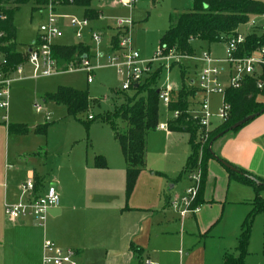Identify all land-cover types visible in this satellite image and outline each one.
<instances>
[{"label":"rangeland","instance_id":"1","mask_svg":"<svg viewBox=\"0 0 264 264\" xmlns=\"http://www.w3.org/2000/svg\"><path fill=\"white\" fill-rule=\"evenodd\" d=\"M90 5L100 11L99 17L94 20L88 19L92 31L100 34L98 42L91 38L88 31H84L81 37H76L65 18L59 19L61 35L52 39V42L62 45L80 42L87 45L90 51L85 57L93 69L89 72L82 66L67 69L64 65H58L67 70L46 77L14 81L9 121L24 123L27 132L18 133L11 130L6 134L3 125L0 124V164L5 163L9 176L11 171L20 166H23V170L28 166L35 167L43 176L42 181L46 189L51 182L56 184L59 202L61 188H65L66 191L72 186L80 191L82 197L88 195V191L94 185L109 184L111 190H115L117 186L121 188L122 185L125 190L124 181L122 182L124 173L118 176L116 168L118 161L119 168H123V159L113 136V128H123V121L115 118L109 123L99 117L106 111H112L114 105L119 103L114 99L112 91L120 88L124 79L113 67L107 66L109 56L120 55L118 44L117 47L111 46L108 50L111 38L117 35L120 41L124 34L127 39L126 50L136 51L140 60L151 61L159 48L161 35L170 24V18L192 7L190 0L155 2L134 0L129 7L118 4L115 0H91ZM50 12L82 17L81 8L73 5H56L55 11L45 6L35 11L32 10L30 3L21 4L12 14L15 27L14 42L18 51L24 53L27 50V46L37 37L39 25L46 23ZM118 20L128 21L130 24L118 27ZM250 20L254 21V26L250 22L242 24L238 27V32L247 35L253 28L264 25L263 15L252 16ZM190 46L191 53L188 57L181 58L178 62L173 58L158 59L151 63V70L161 68L156 80L158 88L168 87L177 91L176 89L184 84L188 89L195 90L194 98L199 101L202 95L199 91L198 73L203 66L200 59L206 52H210L213 57H222L225 43L222 41L208 43L194 38L190 41ZM80 62L81 59L74 61L71 66H78ZM31 68L30 64H25L24 75H29ZM181 71L184 73L183 83ZM89 76L91 81L87 82ZM59 86L87 91L91 99L89 110L76 116L69 115L63 104L54 102L50 97ZM125 92L132 94V90ZM171 93L172 90L169 92L170 97ZM44 97L49 98V101H43ZM34 99L43 105L42 112H37L33 108ZM220 99L219 94L210 96L213 106L217 105ZM89 115L95 118L91 120L88 118ZM171 117L172 113L167 109V105L159 100L158 125H166ZM214 121H217L216 117ZM43 125L44 131L37 130L36 127ZM158 125L148 133L146 166L137 177V186L139 189L145 187L152 191V188L158 189L161 184L164 193L169 197L167 211L177 217L180 208L173 202L179 204L181 198L186 195L187 188L193 184L192 175L200 170L199 163L196 170L181 173L190 153L188 133L181 131L167 133L166 129H158ZM224 136L216 139L211 148L214 149L218 143L216 141H220ZM203 143L199 145V155ZM39 149L45 152L37 155ZM170 186L174 187L168 189ZM260 194L264 197V188ZM202 199L208 203L201 204L194 213L192 211L188 213L184 225L187 240L178 244L174 256L177 259L181 257V264H224L223 250L231 251L237 244L236 236L240 223L251 209L253 188L236 180L222 163L211 157L206 165ZM49 219L52 217L47 216L44 227L48 240L53 233L48 223ZM11 228L12 223L0 208L2 254L13 251L18 246L12 241L10 232L8 234L7 230ZM7 263L11 264L9 261ZM138 264H147L146 257H142ZM244 264H264V212L256 214L253 218Z\"/></svg>","mask_w":264,"mask_h":264},{"label":"trees","instance_id":"2","mask_svg":"<svg viewBox=\"0 0 264 264\" xmlns=\"http://www.w3.org/2000/svg\"><path fill=\"white\" fill-rule=\"evenodd\" d=\"M91 0H0V15H5V19H0V30L4 36L0 46L11 64H17L25 61V54L15 51V27L12 22V14L21 4L30 3L32 10H41L50 5L55 10L56 5H73L82 9L83 17L94 20L99 17V11L92 8ZM155 2L157 0H151ZM192 7L190 10L180 13L170 18V24L159 39V48L163 54L174 51L179 55H189L191 53L190 41L194 38L206 41L208 43L224 42L226 38L233 35L238 27L250 21L252 16H264V2L259 0H190ZM113 48L117 47L118 36L111 38L110 42ZM264 44V25L253 28L245 37L244 43L240 49L249 53L253 49ZM89 47L83 43L74 45H62L54 43L51 46V53L57 65H64L67 68L74 61H79L87 56ZM176 62H174L175 64ZM173 65V64H172ZM160 67L152 70L142 81L131 84L128 90H132L129 95L125 91L117 88L113 90L114 99L119 101L114 105L112 111H106L99 117L109 123L115 118L123 121V128H113L114 139L119 145L120 151L125 162V198L127 199L134 187L139 173L145 168L146 136L158 125V105L159 88L156 80L160 73ZM184 73L181 71L183 83ZM264 79V70L261 77ZM257 77H247L239 88H226L224 99L229 104L226 118L214 126L207 139L203 143L201 155L198 153L199 128L196 121L186 112L194 103L195 90L182 86L171 93L167 109L178 111L176 117H171L166 128L169 131H181L188 133V144L190 153L187 156L185 166L181 173H188L196 170L199 163L200 181L197 195L192 202L191 207H195L198 202L202 203L201 194L204 189V180L206 177V165L209 158H213L208 150L210 142H214V137L241 118L260 112L264 107V101H259L257 96L264 95V85L257 87ZM136 84V86H134ZM51 99L63 104L69 115L76 116L89 110L91 102L87 91L77 90L68 86H59L50 96ZM261 114V113H260ZM91 120L95 117L91 115ZM244 125V124H243ZM242 126V125H241ZM239 126V127H241ZM238 127V128H239ZM44 125L37 130L44 131ZM236 128V129H238ZM10 129L25 131V127L20 125L11 126ZM234 129V130H236ZM232 130V131H234ZM104 165V164H101ZM236 170L233 171L226 167L229 174L239 182L252 186L254 190V199L252 208L243 219L240 232L237 237V245L232 251H226L222 256L224 264H244L247 255V246L253 218L256 214L264 212V198L260 195L264 188V178L257 177L235 165H231ZM35 191H38L37 182Z\"/></svg>","mask_w":264,"mask_h":264},{"label":"crops","instance_id":"3","mask_svg":"<svg viewBox=\"0 0 264 264\" xmlns=\"http://www.w3.org/2000/svg\"><path fill=\"white\" fill-rule=\"evenodd\" d=\"M90 28L92 29L91 26ZM110 42L108 49L111 48ZM28 78L31 77L24 75L21 81ZM12 94L11 86V96ZM257 97H259L257 98L259 101H264V95ZM220 100L215 106L210 100L213 112L217 111ZM43 101L48 102L49 98L44 97ZM193 101L195 103L196 98ZM9 109L7 122L3 120L5 113L0 110V122L2 120L0 124L3 125L5 133L7 134L12 130L10 129L11 126L16 125L25 127L26 130L22 132L13 129L12 131L27 132L24 123H11L9 121L11 113ZM220 122L218 119L214 121L213 118L210 129ZM159 125L158 129H166L167 133L170 132L166 125L165 128H159ZM36 128L38 129V127ZM222 138L220 141H216L218 143L214 149L211 148L219 159L257 177L264 178V112ZM114 142H116L115 139ZM214 142L211 147H213ZM44 152L39 149L36 154L41 155ZM120 154L122 156L121 151ZM122 159L123 168H119V161L116 168L118 169V176L124 173L122 182L124 181L125 188L123 156ZM144 170L145 168L139 174ZM29 177L37 182V194H43L46 189L42 181L43 176L35 167L28 166L23 170V166H20L11 171L9 176V172L5 169V163L0 164V208L3 209L4 199L11 202L17 201L19 185ZM49 185L56 186L54 182ZM110 186L109 184L106 186L94 185L88 191V195L83 197L74 186L68 187L66 191L65 188H61L60 204L58 203L57 206L59 212L53 216L48 214L52 217L48 223L53 230L50 241L64 247V249H73L76 252L78 264H138L144 256L147 262L151 264H181V257L177 259L174 255L178 244L180 245L187 240L184 225L190 212L184 216L178 212L179 215L175 217L172 212L167 211L169 197L164 193L161 184L158 189L152 188V191L145 187L139 189L136 179L132 192L127 199L122 185L121 188L117 186L115 190H111ZM173 187L170 186L168 189ZM252 201L250 202L251 208ZM204 203H208V201L202 199V203L195 206L196 208L193 207L195 209L192 210V213ZM9 221L12 223V228L7 230L8 234L10 232L12 241L18 246L13 251L0 253V264H8V261L11 264H41L42 241L47 239L45 229L31 217H19ZM226 251L230 250L224 249L223 254Z\"/></svg>","mask_w":264,"mask_h":264},{"label":"built area","instance_id":"4","mask_svg":"<svg viewBox=\"0 0 264 264\" xmlns=\"http://www.w3.org/2000/svg\"><path fill=\"white\" fill-rule=\"evenodd\" d=\"M118 4L129 7L134 0H115ZM50 10L53 8L48 5ZM65 18L72 27L76 37H81L84 31H88L91 38L98 42L100 34L92 31L89 26L88 19L85 17L77 18L65 14L48 13L45 24L39 25L37 37L30 43L27 50L23 53L15 48L16 52L25 54V61L17 64H11L7 55L0 50V110L5 114L3 120L7 122V111L10 105L11 86L14 81L21 80L24 77V65L32 66L29 76L33 79L46 77L55 73L66 71L68 68L74 69L82 66L86 71H91L93 67L86 57L81 59L78 66H69L62 69L56 64L51 53V46L54 44L52 39L61 35V27L59 19ZM0 19L4 20L5 15H0ZM254 26V21H249ZM128 21L118 20V27L129 25ZM4 33L0 30V38ZM122 39L118 41L119 56L111 55L107 59V66L113 67L117 74L123 76L120 84L121 90H128L131 84L138 83L147 76L151 70V63L161 58H173L176 62L179 59L188 57L189 55H179L174 51L163 54L158 48L155 57L151 61H143L139 59L136 51L126 50V37L122 35ZM246 35L241 34L238 30L225 39V47L222 57H213L210 52L204 53L201 57L203 66L198 73L199 91L202 95L201 100L196 101L186 112L196 121L199 128V141L204 142L209 134L212 126V119L217 118L223 121L226 118L229 104L224 99V91L226 88H239L245 78L257 77V87L262 88L264 79L259 78L264 70V44L253 49L249 53L240 49L244 43ZM4 42H0L3 46ZM110 48V47H109ZM109 50V49H108ZM111 53L113 50L110 51ZM90 76L87 82H90ZM159 98L168 105L170 101V88H159ZM213 94L221 95L219 107L216 112L211 110L210 96ZM33 108L37 112L43 111V105L37 99L33 102ZM172 117H176L179 112L172 111ZM92 116L89 115L90 119ZM159 128H165L164 124H160ZM193 184L187 188L186 195L181 198L179 204H175L180 208V215L194 210L192 202L194 201L200 181V170L192 175ZM59 203V195L55 185H49L43 194H37L35 191V183L32 177L24 180L19 185V195L17 201L11 202L4 199L3 211L9 220H15L19 217H33L36 222L45 227V221L48 216V209L57 207ZM41 264H78L76 252L70 248H60L48 240L43 239L41 247ZM147 264H151L147 262Z\"/></svg>","mask_w":264,"mask_h":264},{"label":"water","instance_id":"5","mask_svg":"<svg viewBox=\"0 0 264 264\" xmlns=\"http://www.w3.org/2000/svg\"><path fill=\"white\" fill-rule=\"evenodd\" d=\"M136 86V84L134 85ZM264 112V107L260 110V112H257V113H254V114H250V115H247L243 118H241L240 120L234 122L233 124H231L229 127L225 128L224 130H222L221 132H219L215 137H214V140L218 139L219 137L223 136L224 134L238 128L239 126L245 124L246 122L252 120L253 118H255L256 116H258L260 113ZM211 145H212V142L209 143L208 145V150L209 152L211 153V155L217 159L220 163H222L225 167L235 171L236 169L234 167H232L230 164L226 163L225 161L219 159L212 151L211 149ZM59 212V209L58 207H52V208H49L48 209V214L49 215H56L58 214Z\"/></svg>","mask_w":264,"mask_h":264}]
</instances>
